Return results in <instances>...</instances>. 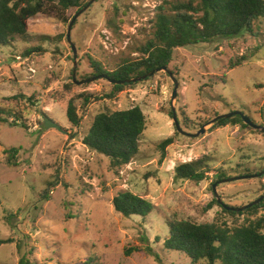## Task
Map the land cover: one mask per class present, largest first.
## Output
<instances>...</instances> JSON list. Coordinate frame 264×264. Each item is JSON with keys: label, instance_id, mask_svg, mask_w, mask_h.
Listing matches in <instances>:
<instances>
[{"label": "rangeland", "instance_id": "374dc122", "mask_svg": "<svg viewBox=\"0 0 264 264\" xmlns=\"http://www.w3.org/2000/svg\"><path fill=\"white\" fill-rule=\"evenodd\" d=\"M178 1L187 0H95L71 31L76 79L94 78L83 84L72 81L69 22L36 15L24 36L0 44V239H13L0 245V264H18L23 256L39 264H193L164 247L170 221L232 224L264 217V206L253 215L223 213L212 189L217 180L264 171V133L240 121L212 126L218 115L235 110L264 126V17L253 32L174 48L168 69L179 86L173 101L174 83L165 71L116 92L104 74H96V66L111 71L139 60L157 7ZM241 55V65L229 66ZM69 100L78 125L66 116ZM136 105L146 117L139 152L112 168L109 157L83 138L96 114ZM172 105L183 131L204 132L190 137L177 131ZM45 115L66 132L44 128ZM169 137L161 160L160 145ZM10 148L17 151L13 158L5 152ZM200 158L208 165L206 179L174 178L175 165ZM124 190L150 201L151 212H117L112 199ZM216 191L228 206L246 205L264 193V174L222 182Z\"/></svg>", "mask_w": 264, "mask_h": 264}, {"label": "trees", "instance_id": "16d2710c", "mask_svg": "<svg viewBox=\"0 0 264 264\" xmlns=\"http://www.w3.org/2000/svg\"><path fill=\"white\" fill-rule=\"evenodd\" d=\"M88 1L0 0V44L7 45L15 36H24L29 20L36 15H54L62 22L68 23L70 21L65 18V13L72 8L79 11ZM157 10L153 24L154 32L142 47L141 58L125 61L111 71H103L101 67L96 66V74H104L113 81L136 78L154 69L168 67L176 47L207 43L215 38H232L245 31L253 32V24L264 17V0H187L160 4ZM38 50L33 48L30 51ZM245 60L246 57L241 55L235 61H230L229 66L235 68ZM126 85H133V82L113 83L112 91H121ZM66 104L68 120L78 125L80 119L74 101L69 100ZM238 121L250 128L243 123L239 115L218 119L212 126H225ZM145 127L146 117L137 105L123 110L104 111L95 115L83 142L89 148L107 155L112 168L121 167L129 164L139 152V143ZM170 143L171 137L162 141L161 160L165 158V147ZM5 152L11 153L10 158H13L17 151L10 148ZM10 158L8 162L15 164ZM207 166L204 158L179 163L174 167V178L202 181L208 176ZM47 192L48 189L42 195L44 198L47 197ZM215 203H218L216 199ZM112 204L117 212L127 217H145L153 209L150 201L128 190L118 192L113 197ZM211 206L208 204V208ZM262 206L264 199L239 212L221 207L223 213L235 217L247 212L253 215ZM11 242L12 238L0 239V245ZM163 245L167 250L184 253L193 264L199 261H205L206 264H264V217L249 218L242 223L232 224L218 222L216 219L205 223L172 220L168 223V237ZM139 250V247H134L131 251ZM145 250L149 254L153 253L149 246H146ZM155 258L160 260L157 253ZM18 264L39 263L23 256Z\"/></svg>", "mask_w": 264, "mask_h": 264}, {"label": "water", "instance_id": "95a60500", "mask_svg": "<svg viewBox=\"0 0 264 264\" xmlns=\"http://www.w3.org/2000/svg\"><path fill=\"white\" fill-rule=\"evenodd\" d=\"M95 0H89L88 3L82 8L80 9L79 11H77L75 13V15L71 18L68 26H67V41L68 43L70 44V47H71V50H72V53H73V58H74V68H73V72H72V81L73 83H77V84H83V83H86V82H91L94 78H87V79H84V80H77L76 79V58H77V50H76V47L75 45L72 43L71 41V31H72V26L76 20V18L83 12L85 11L86 9H88V7L94 2ZM158 71H165L166 73H168V75L170 76V78L172 79L173 83H174V88H173V91H172V97H171V100H175L177 98V89H178V86H179V83L178 81L175 79L174 75L171 73V71L168 69V67L164 66V67H161V68H157V69H154L152 71H150L149 73L147 74H144L142 76H139V77H136V78H130V79H127V80H120V81H113L111 79H108L111 83H115V84H124V83H130V82H137V81H141V80H144L146 79L147 77H150L152 76L154 73L158 72ZM172 120L175 124V127L177 129V131L183 133V134H186L190 137H196L198 136L200 133L204 132V129H200L199 131H197L196 133H188L186 131H183V129L181 128L180 124H179V121L177 119V116H176V113H175V109H174V106L172 105ZM235 115H239L242 117L244 123H246L247 125H249L250 127L256 129V130H259L260 132L264 133V126L262 125H258L256 123L253 122V120L243 114L241 111L239 110H235V111H231L229 113H224V114H220L218 115L215 119H213V122H215V120H218V119H221V118H224V119H227V118H230L232 116H235ZM44 128L46 129H57L58 131H61L63 133H65L66 131L63 130V128L57 124L55 121L51 120L48 116H44ZM264 174V171L258 173V174H253V175H246V176H238V177H230V178H224V179H220V180H217L216 182H214L212 184V189H213V193L216 197V200L218 201L219 204H221L223 206V208H225L226 210H232V211H236V212H239V211H242L244 209H247L257 203H259L260 201H262L264 199V193L259 196L257 199H255L254 201H251L249 203H247L246 205H242L240 207H233V206H228L226 205L225 203L222 202V200L219 198L218 196V193L216 191V186L222 182H229V181H232V180H237V179H240V178H253V177H259V176H262Z\"/></svg>", "mask_w": 264, "mask_h": 264}]
</instances>
